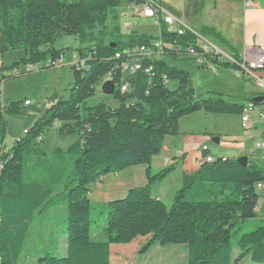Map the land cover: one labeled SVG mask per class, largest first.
Wrapping results in <instances>:
<instances>
[{"label": "trees", "instance_id": "1", "mask_svg": "<svg viewBox=\"0 0 264 264\" xmlns=\"http://www.w3.org/2000/svg\"><path fill=\"white\" fill-rule=\"evenodd\" d=\"M123 2L138 5L144 0H0V54L29 52V58L11 67V72L65 56V51L49 48L59 39L76 37L81 45L77 50L80 61L72 67L76 80L69 99L51 105L8 152H4L5 115H20V104L0 112V264H110L111 246L129 245L138 238L148 239L140 248L143 254L155 245H186L188 264H241L247 258L264 264V215L256 210L261 200L257 186L264 184V170L253 163L243 166L239 159L217 158L212 164H202L198 172L184 175L170 205L152 194V188L175 168L155 174L151 162L161 154L166 137L179 135L182 118L201 111L238 116L244 105L221 97L203 99L187 71L163 60L145 61L143 70L126 76L129 90L125 93L118 88L121 73L111 79L117 109L89 104L97 86L109 81L111 71L127 61L122 54L116 58L123 47L157 39L138 33L121 35ZM214 33L213 29L203 32ZM159 38L167 44L197 47L191 32L179 37L162 27ZM197 51L217 67L237 70ZM149 65L152 71L146 73ZM7 81L0 79V85ZM169 82H177L178 88L171 90ZM258 99L252 97L249 102L263 107L264 101ZM59 122H65L62 133L77 135L78 140L66 153L57 149L48 158L43 148L45 134ZM208 156L205 152L204 157ZM139 166L148 167L146 186L129 190L123 199L92 203L94 187L102 179ZM64 205V252L55 248L56 242L51 243L56 255L29 247L37 217L50 220ZM99 217L103 225L93 227ZM235 250L239 252L236 258Z\"/></svg>", "mask_w": 264, "mask_h": 264}, {"label": "rangeland", "instance_id": "2", "mask_svg": "<svg viewBox=\"0 0 264 264\" xmlns=\"http://www.w3.org/2000/svg\"><path fill=\"white\" fill-rule=\"evenodd\" d=\"M75 1V0H74ZM165 4V0L162 1ZM127 5L123 2L121 6V13L126 11ZM192 15L195 16V10L192 8L189 10ZM199 12V10H198ZM192 16V17H193ZM196 20V17H194ZM158 20V19H157ZM156 21L139 17L137 14L133 18L121 17L120 25L125 27L126 25L135 28L136 32L144 33L148 36L159 35L158 29L155 26ZM109 31H112L113 23H108ZM130 31V30H129ZM132 31V29H131ZM130 31V32H131ZM112 39V38H111ZM210 43V42H209ZM50 49L52 48L49 47ZM81 48L80 41L76 37H65L54 42L53 49L56 51H65V65L58 68H47L50 66L51 57L44 61H40L34 64L35 70L31 74L26 73V65H22V71L20 77L15 79H9L11 75L10 68L15 64L20 63L23 60L29 58V52L27 50H15L7 54H0V79L5 78L8 81L0 85V92L3 95V100L0 101V112L4 108H8L13 104H20L21 114H6L5 121L7 124V137L5 140V151L8 152L14 143L24 138V131L29 130L36 120L41 118L46 111L60 100H68L72 89L75 85V72L69 63H74V54H78L77 50ZM223 57V56H222ZM165 62L171 66H175L179 69L187 71L191 74L192 86L196 94L203 99L218 98L221 97L228 102L229 94L236 91L228 88L227 84L230 82H237L235 74H225L224 79H218L215 75V71L205 68H198L196 63L197 59L190 60L187 57H180L176 60L171 59V56H165ZM224 58V57H223ZM174 61V63H173ZM221 70L218 67L216 72ZM106 82L103 80L96 88V92L93 98L89 100V104L100 105L104 104L108 108L117 109L119 102L113 98L103 94L102 87ZM168 87L171 90L178 88L177 82H169ZM30 102V106H25V101ZM2 105H6L3 107ZM219 116H228V120L221 121ZM237 115L233 114H211L203 111L186 116L179 121V129L190 128L191 126L202 125L203 123L211 127V133L208 134L210 142L207 144L209 149L217 148L213 142L214 139L220 138L219 134L224 137L233 131L238 130ZM188 120H193L188 121ZM65 125V122H59L54 124L45 134V141L43 148L46 151L47 157L51 158L52 153L60 149L66 153L69 147L78 140V136L74 134H64L61 132V128ZM194 137H199L195 135ZM193 138V137H191ZM200 138V137H199ZM224 138H222L223 140ZM214 153V152H213ZM99 191L101 187L98 186ZM157 190V191H156ZM155 195H161V199L164 204L170 205L172 202V193L169 188H164L162 191L159 189H152ZM258 195L262 196L260 191H257ZM98 193L94 192L92 197H95ZM121 199V198H118ZM92 203L99 204L92 198ZM94 213H92V219ZM37 221L33 224L29 247H37L39 250H45L57 254L52 250L51 243L56 242V249L63 253L66 246V237L62 234L66 230L67 211L66 205L58 208L50 217V220H43L37 217ZM102 219L97 218L96 222H92V226H102ZM148 239L138 238L130 246L129 245H116L112 249L111 264H188V250L186 245H171L162 247L155 245L150 252L143 254L140 252V248L147 242ZM239 255L238 250H235L234 257ZM241 264H254L248 258Z\"/></svg>", "mask_w": 264, "mask_h": 264}, {"label": "crops", "instance_id": "3", "mask_svg": "<svg viewBox=\"0 0 264 264\" xmlns=\"http://www.w3.org/2000/svg\"><path fill=\"white\" fill-rule=\"evenodd\" d=\"M162 1L158 0L166 14L181 20L188 28L202 37L201 45H208L211 50L217 49L220 52L218 59L220 63H229L228 58H235L238 61L253 60L260 53L264 54V0H256L257 6L254 8H246L244 0H165V4ZM126 5L127 9L121 13V17L125 16L130 19L135 17L136 14L142 17L134 6L127 3ZM190 8L193 11L195 10V16L189 11ZM194 17H196V20ZM155 21L159 35L150 37L159 38L164 25L159 20ZM120 27L122 36L127 37L131 33L145 35L144 33L136 32L135 28L129 25L125 27L120 25ZM205 29H213L215 33L204 35ZM76 55L74 54V56ZM64 58H66V55ZM164 60L165 58H163ZM201 62L196 63L197 67L215 71L218 79H224V75L229 73L235 74L236 78L239 79L237 82L228 81L229 83H225L228 88L236 91L228 95L230 98L228 102L245 105L250 103L249 99L252 97H264V91L256 82L258 79L264 80V71L254 72L250 76H245L238 74L232 68L223 67L219 72H216L218 67L213 65L210 60L204 58ZM169 63L171 64L172 62L169 61ZM72 64L69 63L71 67ZM64 65L65 59L62 66ZM47 68L50 69V66ZM2 106L5 107L6 105ZM235 117L237 118L238 130L224 135V137L219 134V143L213 140L218 147L212 150L209 149V152L216 158L228 160L246 157L249 162L264 170V151L256 149V144L264 139V106L256 107V109L251 111L247 132L242 129L241 115ZM218 119L225 121L230 118L228 116H219ZM188 121L192 122L193 120ZM211 132H213L211 127L203 123L200 126L181 128L179 129V135L166 137L161 154L153 158L150 167L155 174L171 166L175 170L166 180L153 188L159 189V191L169 188L173 198L176 191L182 186L184 175L194 174L200 170L201 165L197 164V160L202 156V148L209 147L207 144L210 139L207 135L213 134ZM195 135L200 138L194 137ZM222 138L224 139L222 140ZM147 169V166L133 167L121 174L110 175L102 179L95 185L94 192L98 194L95 197H91V200L94 198V201L99 202V204H106L118 198L123 199L129 190L147 185ZM98 186L101 187V191H99ZM260 192L262 193L260 204L264 205V190ZM152 194L155 198L162 201L161 195H155L153 191ZM257 209H260V205ZM257 212L261 214L259 210ZM115 246L110 247V264L112 249Z\"/></svg>", "mask_w": 264, "mask_h": 264}, {"label": "built area", "instance_id": "4", "mask_svg": "<svg viewBox=\"0 0 264 264\" xmlns=\"http://www.w3.org/2000/svg\"><path fill=\"white\" fill-rule=\"evenodd\" d=\"M244 5L246 8H254L257 6L256 0H244ZM138 10V14L145 19L150 20H159L165 27L166 33L168 34H176L179 37L185 36L186 32L193 33L197 38V47L189 46V47H181L175 44H167L162 42L160 38L155 39L150 44H134L133 46L123 47L121 52L117 54H133V62H122L120 66H117L115 69L111 71L109 74V80L120 72L122 75L121 83L119 84V89L122 93H125L129 90V84H127L126 76L132 74L136 71L143 70V64L145 61H153V60H163L165 56L169 54H174L177 57H187L192 60L197 59V62H201L205 57L200 56L197 48L201 50L202 54L210 56L212 60L219 58L220 52L217 49L211 50L208 45H201L200 43L203 41L202 37L188 28L181 20L176 19L175 17L166 14L159 4L158 0H144V2L138 5H132ZM161 36V35H160ZM64 56H61L57 61L50 63V68H58L64 64ZM206 59V58H205ZM74 63L72 67L78 65L79 58L74 56ZM228 61L231 65H234L237 70L236 72L240 75L250 76L254 72H262L264 71V54L260 53L253 60L248 61H238L235 58H228ZM203 63V62H201ZM35 70L34 65L26 66V73L30 74ZM22 69H15L11 72L12 76L20 75ZM152 71V67L149 65L148 68L145 69L146 73H150ZM258 86L264 91V80L258 79ZM3 100V95L0 92V101ZM30 102L26 101L25 106H29ZM256 109V107L252 103H247L244 105V111L241 115V123L242 129L244 132H247L250 124V113L252 110ZM27 132L24 131V135ZM256 149L264 151V139L259 141L256 144ZM208 152L209 156L204 157V153ZM3 153L0 148V155ZM202 156L197 160L198 165L202 164H212L216 161V157L209 152L208 147H203L201 151ZM223 161H226L223 158ZM2 166H0V170ZM264 190V184H260V191ZM264 205L260 204L259 212L264 215L262 212V207Z\"/></svg>", "mask_w": 264, "mask_h": 264}, {"label": "water", "instance_id": "5", "mask_svg": "<svg viewBox=\"0 0 264 264\" xmlns=\"http://www.w3.org/2000/svg\"><path fill=\"white\" fill-rule=\"evenodd\" d=\"M115 91H116V87L112 81L109 80L104 83L102 87V92L104 95L111 97L114 95ZM257 101L258 102L264 101V97H259ZM214 142L219 143V139H214ZM238 162L243 166H247L249 160L248 158L244 157V158H240Z\"/></svg>", "mask_w": 264, "mask_h": 264}, {"label": "bare ground", "instance_id": "6", "mask_svg": "<svg viewBox=\"0 0 264 264\" xmlns=\"http://www.w3.org/2000/svg\"><path fill=\"white\" fill-rule=\"evenodd\" d=\"M123 56H126L128 59H127V61H125V62H133V54H122ZM185 57V56H184ZM116 58L117 59H120L121 58V54H116ZM190 59V58H189ZM257 190H259L260 191V184L257 186ZM261 213V212H260ZM261 216H262V214H260Z\"/></svg>", "mask_w": 264, "mask_h": 264}]
</instances>
